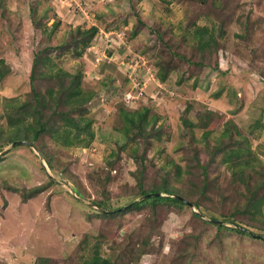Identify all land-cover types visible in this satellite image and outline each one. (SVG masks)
Returning <instances> with one entry per match:
<instances>
[{
  "label": "rangeland",
  "instance_id": "374dc122",
  "mask_svg": "<svg viewBox=\"0 0 264 264\" xmlns=\"http://www.w3.org/2000/svg\"><path fill=\"white\" fill-rule=\"evenodd\" d=\"M55 19L62 24L50 41L43 26ZM94 25L99 32L83 57L64 56L58 63L70 72L83 69L82 86L95 94L75 115L88 114L95 137L88 146H64L42 136L38 145L50 155V166L35 143L9 141L6 102L31 97L34 52L61 43L77 26ZM200 26L214 32L202 52L195 37ZM0 58L11 68L0 85V264H40L46 258L50 264H83L96 250L123 264H264V238L250 234L264 236V230L240 214L234 222L220 214L243 204L241 193H247L221 156L211 167L205 194L188 182L199 184L198 179H187L184 171L175 180V171L193 154L194 135L195 148H205L202 130L185 133L181 117L187 107L194 121L207 110L224 116L209 137L211 145L233 120L264 166V0H0ZM202 58L209 65L217 60L220 72L194 64ZM159 72L166 73L165 80ZM48 83L40 80L43 92ZM142 106L160 116L157 125L164 129L163 139H152L146 152L144 185L164 181L169 170L173 186L184 190L176 195L191 204L166 202L153 212L149 201L130 209L146 197L135 187L132 172L139 165L127 152L115 159L114 168L109 161L126 140L120 109ZM108 171L110 201L102 200ZM216 182L228 195L225 204L218 192L211 193ZM41 185L40 193L23 199L22 190ZM100 201L113 215L96 213ZM195 213L215 216L225 226L217 236L219 227L212 223L206 229ZM237 225L246 234L235 230Z\"/></svg>",
  "mask_w": 264,
  "mask_h": 264
},
{
  "label": "trees",
  "instance_id": "16d2710c",
  "mask_svg": "<svg viewBox=\"0 0 264 264\" xmlns=\"http://www.w3.org/2000/svg\"><path fill=\"white\" fill-rule=\"evenodd\" d=\"M61 24L60 19H55L51 26L44 25L43 31L48 34V38L46 39L52 41V37ZM141 24L145 26V22L141 21ZM138 31L139 29L135 28L132 35H137ZM98 32L99 27L96 25L89 28L77 26V28L70 31V37L65 38L61 43L42 46L40 50L34 52L31 70L32 92L29 95L31 97L24 101H20L17 98L7 99L6 118L9 126H11L9 141L12 143L19 141L20 146L25 145L21 142L27 141L31 143L30 145L35 143L39 147L37 148L43 152L50 166H52L50 155L38 145L40 139L43 138L42 136L47 135L51 138L53 137L64 146H88L95 137V132L92 130V120L87 118L88 114L75 115V112L85 110L86 105L91 101L95 93L82 86V68L70 72L65 70L58 63V60L63 59L64 56H69L74 59L82 58L87 49L95 41ZM195 37L198 38V46L201 47L198 49L202 52L209 49V44L214 40V32L207 26H200L196 28ZM194 64L202 67L209 65L204 58L194 62ZM209 66L220 72V66L217 60ZM10 72V66H8L3 58H0V85ZM158 75L161 80H165L166 73L159 72ZM40 80H47L49 82L45 92L39 87ZM190 109V107H187L181 117L185 126L189 128H187L188 130L185 129V133H194L196 129L202 130L201 140L204 139L205 148L204 150H200L198 147L195 148V143L199 139L194 135L191 141V149H194L193 154L186 156L187 162L184 169L178 167L175 171V180H181V174L184 171L188 175L187 179L190 176L198 179L199 184L193 181L188 182L194 184L197 189L200 188L202 193L205 194L210 189V184L212 183L210 179L211 167L217 157L221 156V163L232 171L233 180L243 184L247 193L246 191H241V195L245 197L243 204L233 208L229 212L222 210L220 214L230 222H234V216L240 214L253 226L257 224L259 228L264 230V223L261 222V217L264 215V166L262 159L253 150L249 137L242 132L233 120H228L224 123L225 128L222 130L221 135L211 145L209 137L220 127L222 121L225 119L224 116L213 110H207L205 112H199L198 121H194L187 116ZM119 116L122 123L120 131L125 135L126 140L124 143L119 144L118 149L113 152L114 159L109 161L110 165L114 168L116 163L115 159H119L122 153L127 152L139 165L132 172L137 180L135 186L136 191L138 194L146 196L145 199L132 205L130 209L144 206L149 201L152 202L153 212L156 211L159 205L166 202L186 205L188 202L181 198V196H178L184 194V190L177 189L173 186L169 170H167L164 181L152 184L151 187L144 185L143 180L146 174L148 160L146 152L152 145L153 140L160 141L163 139L164 129L161 125H157L160 116L152 112L149 106H142L133 110L122 107ZM250 133L252 134L253 130ZM83 134H86V136L82 138ZM141 139L144 144L142 147H140L139 142ZM139 151H142V153L140 154ZM248 170H251V172ZM108 172L106 178L102 180L106 191L102 200L110 201L111 189L108 188V183L112 178L111 172ZM51 182L54 181L51 180ZM217 182L213 183L215 189L211 188V193L218 192L220 195V203L225 204L228 195L223 190L217 188ZM43 187L41 185L29 191L22 190L23 199H30L37 193H40ZM148 194L153 195L147 196ZM210 197H212L211 194ZM101 201L96 203L100 207L96 209V213L103 214L104 216L113 215L111 212H107L101 208H107L104 202ZM193 203L196 208L199 209L201 207L199 201L194 200ZM195 215L202 219L206 225V229L208 225L215 223L219 227L217 236L220 233L219 230L225 226L215 216L208 215V218H205L199 213H195ZM242 228L237 225L234 229L241 234H246ZM39 262L40 264H50L47 258ZM123 263V261H113L110 258H103L98 250L83 262V264Z\"/></svg>",
  "mask_w": 264,
  "mask_h": 264
},
{
  "label": "water",
  "instance_id": "95a60500",
  "mask_svg": "<svg viewBox=\"0 0 264 264\" xmlns=\"http://www.w3.org/2000/svg\"><path fill=\"white\" fill-rule=\"evenodd\" d=\"M19 141H16V142H14V144H17ZM159 194V193H158ZM150 195H153V194H148L147 196H150ZM136 201H138V200H136ZM136 201L135 202H133L132 204H135L136 203ZM188 202V201H187ZM188 203H190L191 204V202H188ZM193 205V204H192ZM243 230H246V228L244 227V228H242ZM252 235H254L255 237H258V238H264V236L263 235H260V234H254V233H252V232H250Z\"/></svg>",
  "mask_w": 264,
  "mask_h": 264
},
{
  "label": "built area",
  "instance_id": "2783aa9c",
  "mask_svg": "<svg viewBox=\"0 0 264 264\" xmlns=\"http://www.w3.org/2000/svg\"><path fill=\"white\" fill-rule=\"evenodd\" d=\"M72 1H74V0H72ZM79 9H81L82 10V8H80V5H79ZM85 13H87V11L85 10V9H83V14H85ZM112 39V37L109 39V41ZM111 41H113V39L111 40ZM144 87V83L141 85V88H143Z\"/></svg>",
  "mask_w": 264,
  "mask_h": 264
},
{
  "label": "clouds",
  "instance_id": "9594fccd",
  "mask_svg": "<svg viewBox=\"0 0 264 264\" xmlns=\"http://www.w3.org/2000/svg\"><path fill=\"white\" fill-rule=\"evenodd\" d=\"M33 146V145H32ZM244 228V227H243ZM244 231H247V230H244ZM251 234V233H250ZM252 235V234H251Z\"/></svg>",
  "mask_w": 264,
  "mask_h": 264
}]
</instances>
